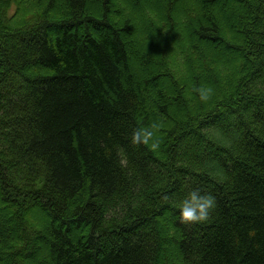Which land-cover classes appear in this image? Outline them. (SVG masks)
I'll list each match as a JSON object with an SVG mask.
<instances>
[{"label":"trees","instance_id":"obj_1","mask_svg":"<svg viewBox=\"0 0 264 264\" xmlns=\"http://www.w3.org/2000/svg\"><path fill=\"white\" fill-rule=\"evenodd\" d=\"M158 3L0 0V264H264V0Z\"/></svg>","mask_w":264,"mask_h":264},{"label":"clouds","instance_id":"obj_2","mask_svg":"<svg viewBox=\"0 0 264 264\" xmlns=\"http://www.w3.org/2000/svg\"><path fill=\"white\" fill-rule=\"evenodd\" d=\"M193 91L198 94L202 102L209 101L213 95V89L206 85L194 88ZM163 126L161 119L159 122L154 121L148 126L134 129L131 135V143L136 146H148L151 151H157L161 145L157 133ZM215 207L216 200L214 196L201 193L199 189H193L179 203V220L184 224L206 222L210 219Z\"/></svg>","mask_w":264,"mask_h":264},{"label":"rangeland","instance_id":"obj_3","mask_svg":"<svg viewBox=\"0 0 264 264\" xmlns=\"http://www.w3.org/2000/svg\"><path fill=\"white\" fill-rule=\"evenodd\" d=\"M158 1L159 0H143V3H144V6L145 7H148L149 5L151 6L152 5V7H155V8H153L152 10H157L158 11V13H159V3H158ZM120 1H117V4L119 3ZM27 8L28 7H25V14L28 12L27 11ZM32 9H34V10H36L35 8H32ZM39 9V8H38ZM39 10H42L43 11V9L42 8H40ZM58 11V10H57ZM63 10L61 9V10H59L58 11V13H60V12H62ZM136 11V17H137V21L139 22L140 20H143V18H144V15H142V13L141 12H143L144 13V9L142 8V9H136L135 10ZM55 13H57L56 11H54ZM40 13H41V11H40ZM181 17L179 16V19H180ZM16 20H18V22L19 23H21L20 22V20H22V19H20V18H16ZM180 37V36H179ZM135 40H138L139 42H141L143 45H144V42H145V38H142V37H140L139 35L135 38ZM175 44V49L177 50L180 46L179 45H177L178 44V41L176 42V43H174ZM136 63V62H135ZM138 65V64H137ZM138 67H139V65H138Z\"/></svg>","mask_w":264,"mask_h":264}]
</instances>
